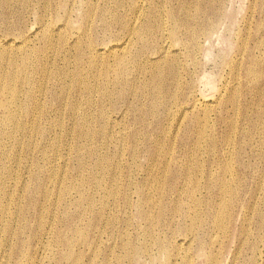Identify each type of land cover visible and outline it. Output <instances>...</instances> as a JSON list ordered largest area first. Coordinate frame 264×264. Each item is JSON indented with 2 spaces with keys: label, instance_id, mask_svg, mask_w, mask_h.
I'll list each match as a JSON object with an SVG mask.
<instances>
[{
  "label": "bare ground",
  "instance_id": "1",
  "mask_svg": "<svg viewBox=\"0 0 264 264\" xmlns=\"http://www.w3.org/2000/svg\"><path fill=\"white\" fill-rule=\"evenodd\" d=\"M95 1L0 0V27L3 26L2 32L7 34L6 40L0 37V264H195L198 259L204 264H219V259L206 249L213 245L212 240L219 239L214 233H222L220 218L227 206L217 207L208 200H225L228 194L239 196L242 190L237 186L238 175L216 176V184L210 188L202 177L215 176L212 170L205 169L200 157L201 133L194 140L197 146L183 150L179 159L173 151L168 152L166 143L159 147L160 137L167 126L174 123V116L179 117L176 121L179 128L189 112H209L208 104L203 105L201 101V87L214 91L224 87L218 92L219 104L234 94L226 87L241 73L250 84L259 82L262 76L254 74L252 66L264 65L261 49L264 35L253 41L258 51L249 50L247 32L235 38L237 56L226 64L229 82L218 85L216 82L223 70L217 74L201 71L202 59L210 55L206 44L208 46L217 33L222 20L229 18L227 4L230 0ZM37 3L45 7V13H49L52 6L56 16L62 12L61 23L54 27L39 24L38 31L27 27L25 15ZM260 3L263 8L264 1ZM254 8L255 4L251 9ZM77 17L81 24L79 32L67 33L66 27ZM258 22L256 32L259 34L264 29V16ZM29 32L34 36L42 34L38 47L34 43L31 46L33 35ZM106 38L110 39L109 45L103 43ZM229 45L232 44L229 42ZM59 46L64 53L57 60L54 51ZM48 59L61 63L49 70L43 65ZM163 96L167 97L161 103ZM31 101L38 114L48 111L53 118L37 131L29 127L32 113L22 123L17 120L18 109L28 107L27 102ZM252 101L254 97L243 105H252ZM118 105V109L124 108V115L132 116V124H140L136 116L143 123L145 135L140 140L129 139L127 148V161L144 153L145 162L151 163L144 167L141 179H133L129 170L123 175L122 168L114 166L112 175L92 178L89 183L92 192L87 196L71 183L54 202L48 203L50 197L41 195L42 187L38 190L41 191L38 200L34 198L37 193L27 189L25 206L19 208L23 193L19 196L18 208L12 212V194L24 192L17 174L6 164L7 160L17 161L21 156V153L13 156L8 152L13 144L23 149L24 139L35 135L44 141L48 132L59 130L65 131L61 141L73 142L74 136L77 153L86 143L94 141L95 150L90 156L97 155L106 142L122 141L120 136L113 135L114 126L107 121V107L117 108ZM228 105L231 110L238 108L229 101L222 103L218 111L220 123L229 119ZM246 115L243 110V119ZM149 118L151 121L147 122ZM65 120L69 122L67 125ZM187 120V129L199 131L204 126L202 118ZM261 123L264 126V120ZM150 128L155 129V134H149ZM262 135L264 137V130ZM143 142L145 151L140 153L139 146ZM57 143L58 138L52 137L51 152ZM159 148L167 154L153 163L152 159H157L154 153ZM190 151L197 158L188 156ZM38 152L43 155L40 147ZM65 155L58 157L68 160ZM21 157L24 166L27 155ZM117 163L122 165L121 160ZM80 167L79 164L77 169ZM155 170L159 171L160 179L152 187ZM238 172L248 177L258 174L245 164ZM258 186L254 183L253 191L244 193L241 208L245 212H250ZM145 189L148 190L142 192ZM97 190L100 197H96ZM203 192H206L204 197ZM48 206L50 210L44 214ZM114 207L118 210L109 219ZM12 219H16L15 229L3 240L5 224ZM84 221L89 225L82 226ZM242 227L241 236L237 230L240 239L247 231ZM130 231L136 234L135 238L129 237ZM180 236H185L184 240H176ZM195 244H198L196 253L187 252Z\"/></svg>",
  "mask_w": 264,
  "mask_h": 264
},
{
  "label": "rangeland",
  "instance_id": "2",
  "mask_svg": "<svg viewBox=\"0 0 264 264\" xmlns=\"http://www.w3.org/2000/svg\"><path fill=\"white\" fill-rule=\"evenodd\" d=\"M261 1L264 0H230L227 4L229 18L226 16L225 19L222 20L217 33L213 36L208 46L207 44L205 46V49L209 48L211 50L210 55L205 60L204 58L202 59V55L199 56V59H202L203 63L201 71L206 70L207 72L217 74L220 70H223L222 77L216 82L218 85L229 82L228 80L230 77L226 75L228 70V65L226 64L231 58L235 59L237 56V42H235V38L238 36L239 39L240 36L245 35L247 32L249 34V50L252 51L257 46H255L253 41L256 38H260L261 34L264 35V29L259 34L256 32V23H259L258 20L260 17L264 16V7L260 8ZM93 2L96 1L93 0ZM98 4L101 6V2ZM254 4L255 8L252 10L251 8ZM52 8L49 9V13H45L44 6L41 7L38 3L35 7L31 6V10L25 15L27 27H33V29L35 28L34 30H37L42 24H48L50 27H54L55 24L61 23L64 16L63 13L58 12L56 16ZM34 17L36 20H34ZM80 27V18L77 17L71 20V23H69L65 31L71 34H77ZM247 27H249V29ZM2 29L3 26L0 27V37L1 39L6 40L7 37L4 36H7V34H4ZM29 34L33 35L31 38L33 41L30 43L31 46L33 47L34 43L35 47H38L42 34L40 36L39 33L37 36H34V34L30 32ZM38 36L39 39H37ZM109 40L106 38L103 43L105 45H109ZM70 42L71 39H68L67 43ZM229 42L232 44L231 46L229 45ZM261 49L264 51V46ZM54 53L56 54L55 59L59 60L61 56H63L64 52L59 46ZM223 56L226 57L221 62V58ZM60 63L61 61L54 62V60L48 59L43 62V65L45 68L52 70L56 64ZM32 66H35L34 62ZM7 67L11 68L10 66ZM73 68L74 65L71 62L70 69L73 70ZM252 69L254 70V74L262 76L260 81L255 84H250L244 77V73H241L239 78L234 79L232 83L226 87V89L233 91L234 94L219 104L217 103L219 101L218 92L224 90V87L221 86L217 91H214L209 90L208 88L203 90V87L200 86V90L202 92L201 98L203 97L201 101L203 105L208 104L209 112L206 110L200 112V114L189 112L188 116L184 117L179 128L176 125V121L179 120V117L174 116V123L167 126L166 132L160 137L161 141L159 143V147H161V144L166 143L169 148L168 152L170 153L173 151L176 158L179 159L184 153L183 150H186L187 148L192 149L197 146V144H194V140L198 134L201 133L199 140L200 144H198L201 148L200 157L205 169L207 168L208 170H212V173L215 176L208 177L205 175V177L203 175L202 177L205 184L206 182L210 184V188L215 186L216 176L221 178L224 175H229L228 177L230 178L232 175H238L236 176L238 177L239 182L237 186L242 190V193L239 196L228 194L226 195L225 200H218L216 202L208 200L217 207L227 206V208L222 210L223 213L220 218L223 222L221 227L223 235L222 233L214 231V237L217 236L219 239L216 238V240H212L213 245L211 243L209 248L206 249L214 257L219 259V264H232L233 262V264H264V137L262 135L264 126L261 125V122L264 120V65H255L252 66ZM245 84L248 86L250 85L252 88L247 89V87L244 86ZM221 94H224V92ZM166 97L167 96L161 97L160 102L162 103ZM250 97H254L252 105L249 104L244 106V102L249 101ZM7 101L10 100L7 99ZM226 101L235 104L234 107L238 106V108L236 111L235 109L231 110V105H228V108L230 109L228 112L229 119L220 123L218 119L220 114L218 111L220 105ZM67 102H69V99ZM22 103L24 104L25 100H23ZM27 104L28 107L18 109L20 117H17V120L20 121V123H22L31 113V116L33 117L29 127H33L35 131L44 128V125L48 124L49 120L53 121V118L48 111H44L43 114H38V110L35 109L32 101L30 103L27 102ZM119 107L120 105H118L117 108L107 107L106 112L108 114L107 121L114 126V129H112L113 135L120 136L122 141L119 140L118 144L115 143V141L106 142L107 145L100 148L97 155L90 156V153H94L95 150L94 141L86 143V146H84L77 153L74 150V136L73 142L70 140L61 141L65 136V131L59 130H56L55 132H48L44 141H41L40 138L35 135H32L28 139H24L23 149H17L15 144H13L11 149L8 147V150L10 149L8 152H10L13 156H16V154L19 156V153H21V156L24 154L27 155V160L25 161L24 166V158L21 156L19 158L17 157V161L9 159L6 163L9 169L12 168L13 173L17 174L18 184L24 190V192L20 190L19 192H14L12 194L14 201L11 204V211L14 212V209L18 208L20 204L19 196L23 193L25 200L23 199L19 208H23L25 206V202H27L28 199L27 189H31L32 192L37 193L34 195V198L38 200V196L41 193V191L39 192L38 190L42 187L43 193H41V195L46 194L50 197L48 203L54 202L56 200V196L59 194L61 195V193H63V189L71 183L76 184L80 188L79 192L83 193L84 196H87L88 192H92V190L89 189V183L92 178L97 177L104 179L106 174L112 175V168L114 166L122 168L123 175H125L126 171L129 170L134 177L133 179L140 180L144 167L146 165H151L149 160L145 162L144 153H141L145 151L144 142L139 146L141 153L140 157H135L133 161H127V148H129V139L134 140L135 138H138V140H140L142 139V136L145 135L142 127L143 123L136 116V118L140 121V124H132V116L127 114L124 115V108L118 109ZM243 110L247 112L245 119H243ZM197 117L203 119L204 126L201 127L199 131H196L195 129H187L185 127L186 120H189V118L195 119ZM150 121L151 119L149 118L147 122ZM68 123L69 122L65 120V125ZM78 123L80 124L81 122ZM151 128L149 129V134H155V129L152 130ZM52 137L58 138V143L56 144V148L53 152H51ZM173 145L175 146L170 149V146ZM39 147L40 150L43 151V155H39ZM66 153L69 154L65 155ZM121 154L124 155L120 158ZM154 154L157 159H152L153 163L155 161H160L161 157L165 156L167 153L161 152L159 148ZM64 155L69 159L62 160V158L58 157ZM188 156L197 158L196 154L192 151L189 152ZM120 160L122 161V165H118L117 163ZM255 163L259 166L257 167ZM79 164L81 167L77 169ZM244 164L248 165L253 171H258V174L248 177L246 173L238 172V168H243ZM224 168L225 174H223ZM23 171H26V173L23 174ZM159 179V171L155 170L151 178V181L154 183L152 187L158 184ZM191 179H194V176H192ZM252 183L253 185L254 183H257L259 186L254 191V197L251 203L253 206L251 207L250 212H245L241 208V202L244 198V193L248 190L251 192L253 191ZM146 190L148 189H145L142 192ZM205 194L206 192H203V197ZM100 196L101 193L97 190L96 197ZM221 197L222 195L220 198ZM16 198H18V201L15 200ZM250 200L251 198H249L248 202H250ZM84 204L86 205V202ZM49 210L50 208L48 206L45 208L44 214ZM115 210H118V208H113L112 215L109 219L112 218ZM133 221L134 219L132 218V222ZM88 223V221H84L82 222V226L89 225ZM15 226L16 219H12L5 224V231L1 234L3 240H7L9 238V232H12L15 229ZM241 226H245L247 229L246 233L242 237L243 239H240L241 237H238L239 235L237 234V230L240 231V236L243 233V227L241 228ZM84 230L89 231V229ZM135 235L136 234L134 232H129V237L135 238ZM184 238L183 236H180V238H177L176 240H184ZM197 249L198 244H195L194 247L190 248L187 252L196 253ZM195 258H197V256H195ZM195 264L204 263L203 260L198 259L195 260Z\"/></svg>",
  "mask_w": 264,
  "mask_h": 264
}]
</instances>
